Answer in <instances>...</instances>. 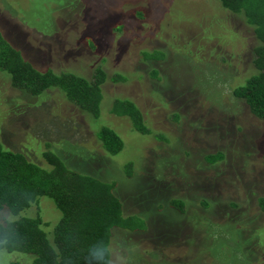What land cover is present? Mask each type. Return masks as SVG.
<instances>
[{
  "label": "rangeland",
  "instance_id": "rangeland-1",
  "mask_svg": "<svg viewBox=\"0 0 264 264\" xmlns=\"http://www.w3.org/2000/svg\"><path fill=\"white\" fill-rule=\"evenodd\" d=\"M0 28L38 69H104L98 120L56 89L30 96L0 71V142L37 165L49 151L114 181L123 214L144 225L112 229L126 264H264V120L232 94L253 71L256 40L241 15L218 0H0ZM152 50L162 58L143 60ZM115 73L124 80L111 81ZM115 97L131 99L152 133L111 113ZM100 125L121 137L119 152L102 148ZM37 210L51 236L61 214L48 197L16 215L3 208L0 219ZM0 252V264H31L29 254Z\"/></svg>",
  "mask_w": 264,
  "mask_h": 264
},
{
  "label": "trees",
  "instance_id": "trees-1",
  "mask_svg": "<svg viewBox=\"0 0 264 264\" xmlns=\"http://www.w3.org/2000/svg\"><path fill=\"white\" fill-rule=\"evenodd\" d=\"M220 5L241 15L252 27L256 44L253 50V71L232 89L256 117L264 120V0H218ZM143 60H160V52L142 51ZM0 71L9 76L10 85L24 93L38 96L51 89L60 91L81 113L99 119L103 99L102 85L108 79L104 69L96 66L90 77L53 69H38L4 36L0 28ZM111 81L124 76L113 74ZM111 113L127 117L140 134H151L140 108L127 97H115L109 105ZM97 138L102 148L113 155L123 146V140L112 128L100 125ZM220 153L206 156L217 161ZM46 167L29 161L22 153L5 149L0 142V211L8 209L16 215L41 197L50 198L61 216L51 236L43 228L38 213L0 221V250L32 256L31 264H100L90 260V245H110L112 229H143L136 215H124L122 203L114 193V181H103L86 173L71 170L54 154L43 153ZM171 205L183 211V201L171 200ZM257 206L264 213V196L257 197ZM45 226V225H44ZM9 264H18L10 262Z\"/></svg>",
  "mask_w": 264,
  "mask_h": 264
},
{
  "label": "clouds",
  "instance_id": "clouds-1",
  "mask_svg": "<svg viewBox=\"0 0 264 264\" xmlns=\"http://www.w3.org/2000/svg\"><path fill=\"white\" fill-rule=\"evenodd\" d=\"M0 256H3V252H0ZM89 256L90 260L98 261L100 264H126L123 254L110 245H90Z\"/></svg>",
  "mask_w": 264,
  "mask_h": 264
}]
</instances>
